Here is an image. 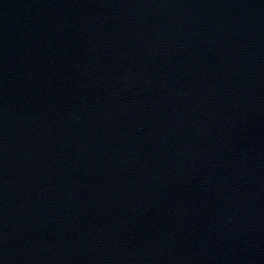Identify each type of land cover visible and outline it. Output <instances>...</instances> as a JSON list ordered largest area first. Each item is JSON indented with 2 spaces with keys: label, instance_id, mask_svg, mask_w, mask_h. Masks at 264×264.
I'll list each match as a JSON object with an SVG mask.
<instances>
[{
  "label": "water",
  "instance_id": "1",
  "mask_svg": "<svg viewBox=\"0 0 264 264\" xmlns=\"http://www.w3.org/2000/svg\"><path fill=\"white\" fill-rule=\"evenodd\" d=\"M0 264H264V0H0Z\"/></svg>",
  "mask_w": 264,
  "mask_h": 264
}]
</instances>
